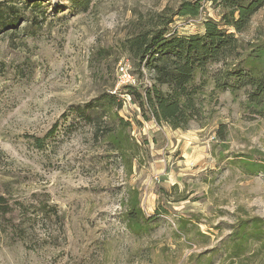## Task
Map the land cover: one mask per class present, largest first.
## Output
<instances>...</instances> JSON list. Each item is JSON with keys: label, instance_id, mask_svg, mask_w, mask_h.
<instances>
[{"label": "rangeland", "instance_id": "1", "mask_svg": "<svg viewBox=\"0 0 264 264\" xmlns=\"http://www.w3.org/2000/svg\"><path fill=\"white\" fill-rule=\"evenodd\" d=\"M18 1L22 8L28 0ZM80 1L76 8L70 0L23 7L25 22L0 33V197L8 212H0V264H225L229 226L264 218V175H246L235 164L243 156L264 160V119L245 113L241 99L225 91L205 104L201 121L171 130L140 122L124 99L119 114L141 144L125 173L71 108L116 89L120 67L149 84L118 45L187 0H88L86 9ZM217 11L205 4L204 18ZM173 23L179 33L200 30L190 19ZM236 36L264 40V6ZM55 124L54 139L36 149L33 138ZM128 186L139 190L141 208L153 218L139 235L120 218Z\"/></svg>", "mask_w": 264, "mask_h": 264}, {"label": "trees", "instance_id": "2", "mask_svg": "<svg viewBox=\"0 0 264 264\" xmlns=\"http://www.w3.org/2000/svg\"><path fill=\"white\" fill-rule=\"evenodd\" d=\"M70 1L75 8L81 3ZM39 2L28 0L21 6L38 9ZM87 2H83L84 9ZM203 2L217 9V16L199 22L200 30L195 33H179L173 18L196 19ZM18 4V0H4L0 4V33L17 31L18 24L25 22ZM263 6L264 0H187L171 16L150 18L147 25L135 27L118 45L135 61L141 77L143 73L150 77L149 84L141 86L139 82L136 86L102 91L90 101L72 106V116L91 127L93 138L116 155L127 174L132 171L141 144L131 136L132 122L119 114L125 96H130L138 109L140 122L163 124L171 130L201 121L205 104L225 91L234 99H241L245 113L264 119V40L243 42L236 36ZM56 130L55 124L44 137L33 138L35 148L42 149L46 141H52ZM217 134L224 139L223 126H219ZM243 157L235 164L244 174L264 175V160ZM3 203L0 197V212L6 214ZM120 205L121 221L132 235L144 232L153 220L145 216L137 188L128 186ZM229 227L224 243L225 264L256 258L264 264V218H238ZM204 264H211V259Z\"/></svg>", "mask_w": 264, "mask_h": 264}, {"label": "built area", "instance_id": "3", "mask_svg": "<svg viewBox=\"0 0 264 264\" xmlns=\"http://www.w3.org/2000/svg\"><path fill=\"white\" fill-rule=\"evenodd\" d=\"M205 4L208 5L209 3H207V2L202 3L197 18L192 20V22L199 23L206 18V17L204 18L205 14L203 12V7ZM120 71L122 72V76H121V79L119 80V83L116 86V88L118 86H123V85H130V86H136L137 85V81H136L134 75L129 74V72L127 73L126 69H124L123 67H120ZM124 99H126L127 101H131L130 96H125Z\"/></svg>", "mask_w": 264, "mask_h": 264}]
</instances>
